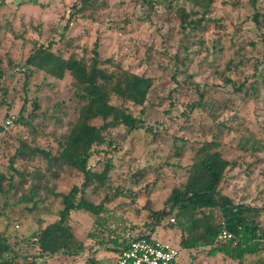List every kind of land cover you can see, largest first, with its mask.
I'll return each mask as SVG.
<instances>
[{
    "label": "rangeland",
    "instance_id": "obj_1",
    "mask_svg": "<svg viewBox=\"0 0 264 264\" xmlns=\"http://www.w3.org/2000/svg\"><path fill=\"white\" fill-rule=\"evenodd\" d=\"M20 1L0 0V72L4 75L0 80V127L5 129L0 134V174L6 177L12 174L8 166L18 145L16 138L28 144L34 138L33 142L42 147L54 146L52 134L59 136L66 130L58 127L55 119L61 118L64 112L67 121L73 118L74 107L69 98L70 78L62 81L47 78L41 83L39 77V89L32 85L28 91V96L36 97L39 103V115L31 119L36 134L32 135L27 126L14 124L24 103V92L22 75L13 76L16 70L8 61L22 64L31 46L16 39L8 26L14 34L37 38L33 28L41 23L44 34L41 40L57 41L58 34L52 30H61L67 24L69 51L77 50L81 56L90 57L93 43L98 40L101 59H111L124 69L154 80L143 113L141 107L127 105L133 116L143 119V129L129 134L121 125L110 128L106 138L112 146L95 148L90 159V167L100 171L105 162L111 164L107 184L122 195L109 206L114 208L117 203H126L121 205L126 220L141 224L147 219V204L154 210L164 208L170 191L184 181L185 169L191 164L196 149L214 136L222 155L238 164L227 171L220 185L221 192L235 204L260 210L257 216L264 226V161H256V155L248 151L246 144L252 133L264 137V17H260L257 25L252 21L250 0H215L205 17L208 21L197 30L179 24L183 13L196 10L184 0H154L152 7L143 0H97L96 4L101 7L82 16H72L76 0L17 4ZM256 9L264 14V0H256ZM226 78L231 84L225 82ZM240 84L255 90L236 92L234 89ZM63 99L67 100L68 107H63L65 110L62 108L64 112L60 113L53 105ZM32 107L28 101L22 113L24 120L28 119ZM67 121L64 117L62 122ZM145 130L156 134L151 139V133ZM260 156L264 158V153ZM14 166L27 171L33 168L20 161ZM53 178L60 192L79 185L83 179L69 169L56 172ZM28 189L26 184L15 195L10 191L0 196V235L20 254H27L29 250L30 256L35 251L23 239L38 225L36 215L25 210L32 204L20 201ZM135 197V203H130ZM45 203L56 213L59 201L47 199ZM122 209L118 211L121 213ZM37 213L43 215L41 211ZM43 216L49 221L55 219L47 213ZM168 219L164 218L154 228L150 238L178 247L180 233L166 228ZM71 225L81 239L96 230L92 218L81 212L72 213ZM86 244L89 246V241ZM97 251L102 259L112 258L109 251ZM180 261L182 264H236L219 254L208 257L202 249L181 250ZM36 262L81 264L78 259L70 261L62 255ZM242 264L255 262L244 259Z\"/></svg>",
    "mask_w": 264,
    "mask_h": 264
},
{
    "label": "trees",
    "instance_id": "obj_2",
    "mask_svg": "<svg viewBox=\"0 0 264 264\" xmlns=\"http://www.w3.org/2000/svg\"><path fill=\"white\" fill-rule=\"evenodd\" d=\"M76 1L72 16L86 15L87 12L101 7L96 4L97 0ZM143 1L152 7L154 0ZM184 1L196 10L190 9L188 13H183L179 24L181 27L197 30L208 21L205 17L210 13L215 0ZM22 3L34 4L36 0H21L17 4ZM250 5L252 21L257 25L264 14L257 11L256 0H250ZM41 26L39 23L33 28L37 38H24L20 34H14L11 26H8L9 32L16 39L31 46L22 64L8 61L16 70L13 76L19 73L22 75L21 88L24 92V103L14 124L27 126L32 135L36 134L31 119H37L39 103L36 97L28 96V91L32 85L38 90L40 81L47 78L57 81L70 78L69 98L71 97L74 104L71 112L73 118L67 121L63 107H68V104L63 99L56 102L53 108L60 113L64 112L61 118L55 119V123L62 130H66L59 136L52 134L54 146L47 144L42 147L33 142L34 138L32 144L16 138L18 145L9 158L8 166L12 174L9 177L0 174V196L7 195L10 191H14L15 195L28 184V193L21 196L20 201L32 204L25 210L36 215L38 228L23 241L35 254L28 256L29 250L25 252L27 254H20L7 243L6 237L0 235V264H43L36 261L56 255H62L70 261L78 259L81 264H114L116 255L126 243V231L139 232L141 229L142 232H152L167 217L169 219L166 228L176 229L180 233L178 247L181 250L202 249L208 257L219 254L236 264H242L244 259H252L255 264H264V226L257 216L260 210L235 204L221 192L220 185L225 180L227 171L238 164L222 155L214 136L211 141L196 149L191 164L185 169L184 181L170 191L164 201V208L154 210L147 204L148 215L144 222L138 225L126 220V212L121 208L126 203H117L114 208L109 206L122 195L117 188L113 189L107 184L111 164L105 162L100 171L90 167V159L95 154V148L105 144L112 146V142L106 138L110 128L121 125L129 134L143 129V119L133 116L127 105L141 107L143 113L154 80L150 76L124 69L111 59H101L98 40L93 43L90 57L81 56L77 50L69 51L71 44L66 39L67 24L61 30H52L58 34L57 41L46 40L47 38L41 40L44 36ZM3 77L0 72V80ZM225 82L231 84L228 78ZM249 88L252 92L255 90L247 84H240L234 90L246 93ZM28 101H31L33 107L28 119L24 120L22 113ZM64 117L67 122L63 124ZM145 131L151 133V139L156 134L151 130ZM2 133H5V129L0 127V134ZM246 144L248 151L256 155V161L263 162L264 158L260 154L264 153V137L252 133ZM16 161L32 165L33 168L28 171L19 170L14 166ZM65 169L79 173L83 179L79 185L60 192L56 190L57 183L53 176ZM6 182L8 187H5ZM47 199L59 201L56 213L45 203ZM136 199L137 197L132 198L130 203H135ZM39 204L41 205L38 206ZM119 209H122L121 213ZM37 211H41L43 215H53L55 219L49 221L47 216H38ZM77 212L90 216L96 228L94 232H88L84 239L76 236L71 225V215ZM222 229L231 232L234 239L216 243V236ZM86 241H89V246ZM88 247L87 254L85 250ZM97 249L109 251L112 258H100Z\"/></svg>",
    "mask_w": 264,
    "mask_h": 264
},
{
    "label": "built area",
    "instance_id": "obj_3",
    "mask_svg": "<svg viewBox=\"0 0 264 264\" xmlns=\"http://www.w3.org/2000/svg\"><path fill=\"white\" fill-rule=\"evenodd\" d=\"M173 221V219H171ZM151 232H125V245L120 248L114 264H179L181 249L167 243L153 241ZM234 239V235L222 229L216 236L215 242Z\"/></svg>",
    "mask_w": 264,
    "mask_h": 264
},
{
    "label": "crops",
    "instance_id": "obj_4",
    "mask_svg": "<svg viewBox=\"0 0 264 264\" xmlns=\"http://www.w3.org/2000/svg\"><path fill=\"white\" fill-rule=\"evenodd\" d=\"M178 243H179V235H178ZM179 248V247H178Z\"/></svg>",
    "mask_w": 264,
    "mask_h": 264
}]
</instances>
